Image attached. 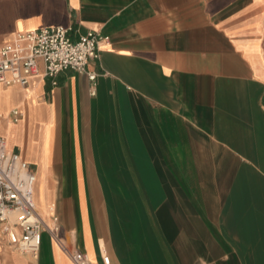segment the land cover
<instances>
[{
  "label": "crops",
  "instance_id": "obj_1",
  "mask_svg": "<svg viewBox=\"0 0 264 264\" xmlns=\"http://www.w3.org/2000/svg\"><path fill=\"white\" fill-rule=\"evenodd\" d=\"M57 24L106 38L94 81L0 83V134L58 227L0 264H75L57 238L92 264H264V0H0V43Z\"/></svg>",
  "mask_w": 264,
  "mask_h": 264
},
{
  "label": "built area",
  "instance_id": "obj_2",
  "mask_svg": "<svg viewBox=\"0 0 264 264\" xmlns=\"http://www.w3.org/2000/svg\"><path fill=\"white\" fill-rule=\"evenodd\" d=\"M68 30V26L60 24L20 30L11 40L0 43V83L25 86L31 76L41 74L55 84L57 74L65 68L85 72L94 81L96 72L88 70L86 64L89 58L98 56L99 43L106 36L97 29H89L72 39ZM20 116L18 107L10 110L11 120L17 121ZM34 181L29 162L18 151L9 149L0 134V243L37 255L42 230L47 228L55 235L58 227L56 223L46 225L38 211ZM52 217L56 220L55 215ZM57 242L75 264H92L86 252L72 240L69 246L58 238ZM101 260L108 264V255L103 253Z\"/></svg>",
  "mask_w": 264,
  "mask_h": 264
},
{
  "label": "bare ground",
  "instance_id": "obj_3",
  "mask_svg": "<svg viewBox=\"0 0 264 264\" xmlns=\"http://www.w3.org/2000/svg\"><path fill=\"white\" fill-rule=\"evenodd\" d=\"M39 210V209H38ZM39 212H40V210H39Z\"/></svg>",
  "mask_w": 264,
  "mask_h": 264
}]
</instances>
